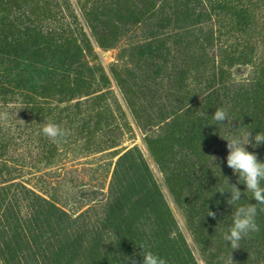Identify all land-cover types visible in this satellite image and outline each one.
<instances>
[{"label":"rangeland","instance_id":"1","mask_svg":"<svg viewBox=\"0 0 264 264\" xmlns=\"http://www.w3.org/2000/svg\"><path fill=\"white\" fill-rule=\"evenodd\" d=\"M156 1L153 8L146 6L147 9L137 12L134 15L135 25L122 30L120 36L115 34L119 37L118 40L113 47L106 48L98 41V38L107 36L100 29H95L97 14L92 3L87 0H68L69 4L65 6H68L70 12H64V15L72 24V30L85 34L91 43L94 52L86 60L93 68L92 76L98 82L87 95L73 101H81L76 118L71 119L75 129L74 138L58 140L59 145L50 150L51 153H48L44 144L46 136L43 135L42 138V130L38 131L34 127L38 139L35 140L31 135L32 131L27 129L29 112L20 104V95H3L0 84V111H7L9 114L6 123L0 122V172L4 171L0 175V186L26 187L28 192H34L56 204L72 220L77 221L73 226H67L70 229L62 224L58 229L49 227L41 230V234L48 239L43 245L47 252L44 258L33 244V237L40 233L38 229L30 232L28 226H25L20 230L22 237H26L27 243L33 246L25 248L27 244H23L20 251L17 242L11 237L9 221L3 220L5 231L10 236L4 242L9 244V250L18 257V262L14 260L11 264H126L127 257L134 258L136 264H140L137 254L143 245L134 239L140 237V231L130 222L123 237L124 230L109 220L110 204L115 205L109 192L116 163L124 151L133 147H137L143 154L176 220L169 240L161 243V239L155 244L157 250H160L158 244L169 246L171 264H228L230 255L233 264H264V212L258 211L256 217L259 232L242 239L239 242L240 248L233 250L223 240V234L232 225V212L236 207H231L226 202L230 193L221 195L219 192H210V195L192 199L187 191L180 190L178 202L168 186L166 173L159 164L158 157L147 142L152 137L151 143L156 148L155 141L162 136V131L166 128L165 122L171 120L169 111L178 100L175 89L179 81L176 78L179 67L176 64L189 60L185 45L181 48L172 45L175 20L164 23V28L161 27L163 24L159 25L162 15L164 18V15H170L174 11L177 0H168L165 6L162 3L164 0ZM212 1L204 6L208 8L207 12L220 2ZM246 1L252 7L254 5L255 14L250 10L246 26L233 28L245 33L244 39L238 41L243 47H233L231 51L234 55L214 50L211 52L213 55L219 54L217 59L212 56L218 67H221L219 65L222 62L226 64L221 68L219 77L220 82H223L219 94L226 101L219 108L227 112L228 120L225 123L213 120L212 115L218 108L207 113L209 126L202 135L204 143L201 150L207 166L204 173L206 178L208 176V181L220 180L222 187L218 188L226 190V177L230 183L237 184L244 193L238 202L240 205L254 204L256 201L252 198V193L246 191L238 174H234L227 166V141L221 137H245L248 132L253 136L258 132L264 133V113L256 108L261 101L258 98L252 101L256 92L264 91V3L263 0ZM212 15V20L204 25V30L197 28L181 31L182 43L190 41V33L187 31L204 38L208 30L218 33L229 19L226 13L222 16ZM153 35L156 39H166L164 52H157L155 57L149 55V52L142 55L138 45L143 44V39ZM244 48L248 49L247 60ZM157 56H161V59ZM229 62L231 65L227 67ZM186 77L187 79L180 80L186 87L183 93L192 96L188 93L192 83L201 82L203 74L186 71ZM252 85L253 95L249 92L246 94L245 91ZM194 89L197 96L199 88ZM261 98L264 99L263 96ZM247 100L255 108L251 117L244 111ZM215 101L217 99H214V103ZM98 123L105 128L101 131L94 129V125ZM88 125L91 128L85 129ZM87 132L95 133L92 139L87 135L83 136ZM78 136L83 137L75 139ZM246 148L256 154L259 161L264 162V144L255 148L249 144ZM21 206L22 212H25L26 203ZM209 211L216 213L215 219L207 215ZM64 233L70 234V237L62 239L60 236ZM58 235L62 240L61 244L58 239H49ZM80 236L83 241L81 243L78 241ZM4 247L0 236V264H8V249L5 250Z\"/></svg>","mask_w":264,"mask_h":264},{"label":"trees","instance_id":"2","mask_svg":"<svg viewBox=\"0 0 264 264\" xmlns=\"http://www.w3.org/2000/svg\"><path fill=\"white\" fill-rule=\"evenodd\" d=\"M167 1L162 2L164 6ZM210 1L212 0H177L174 11L172 10L170 15H164V18L162 15L159 23V25L163 24L161 27L164 28V23L175 20L172 45L175 48L185 45L188 53L186 57L189 58L187 61L176 64L179 67L176 70L178 71L176 78L179 81L175 89L178 100L175 107L169 111L171 120L165 122L166 128L162 131V136L155 141L156 148H153L151 143L152 137L147 139L150 149L154 151L166 173L168 186L172 189L176 200H179L180 190L187 191V195L192 196V199H199L210 195V192L217 194L220 189L218 187H222V181H208V176L206 178L204 171L207 166L204 164L205 160L201 153L204 143L202 135L209 126L207 113L213 108L222 107L226 101V98L219 94V88L223 85L219 79L221 68L226 64L222 62L219 65L221 67H218L212 56L216 57L219 54L213 55L211 52L214 50L234 55L235 53L231 50L233 47L241 46L238 41L244 39L245 33L233 28L239 25L246 26L245 22H249L247 14L250 10L255 14L256 9L246 0H217L220 1L219 4L213 5L214 7L207 12L208 8L204 6H207L205 4H209ZM87 2L92 3L97 14L95 29H100L107 36L98 38L101 46L106 48L113 47L118 40L119 37L115 34L120 36L119 33L122 30L135 25L134 15L137 12L147 9L146 6L153 8L157 4L156 0L151 2L150 0H87ZM66 4H69L68 0H0L2 94L20 95V104L29 112L30 122H26V126L32 131L31 135L35 140L38 139L35 136L37 130L34 127H37L38 131L42 130L43 124L49 120L68 129L71 135L66 139H73L75 129L71 119L76 118L77 111L81 107V101H73L87 95L98 82L92 76L93 68L86 60L87 56L93 55V47L85 34H78L72 30V24L64 15V12H70ZM225 13L229 19L218 33L211 29L204 34V38H200L187 31L190 33V41L182 43L181 31L197 28L202 31L205 28L204 25L212 20V14L222 16ZM155 37L148 36L143 39V44L138 45L142 55L149 52V55L155 57L157 52L160 54L164 52L166 39ZM244 49L246 50V57H244L247 60L248 49ZM179 52L181 53L180 49ZM157 57L161 59V56ZM229 65H231L230 62L227 67ZM186 71H197L203 74L201 82L192 83V87L189 86L191 91L189 90L188 93L192 96L183 93L186 87L180 81L187 79ZM194 87L199 88L197 96L193 92L196 91ZM253 90L252 85L245 92L253 95ZM259 92H256L252 101L258 98L261 102H258L256 108L264 113V99L261 98V96L264 97V91ZM214 99H217L216 107ZM245 106L246 115L251 117L252 111L255 110L254 106L249 100ZM201 113L205 115L202 116ZM86 128L91 126L88 125ZM102 128L105 127L99 123L94 125V129L98 131ZM94 134L87 132L83 136L87 135L92 139ZM41 136L43 138L42 133ZM83 136L75 139H81ZM44 144L48 148V153L59 145L48 137L44 138ZM3 172L1 171L0 175ZM211 185L215 187V190ZM109 193L115 204L114 206L110 204L109 220L124 230L123 237L127 228L130 227V222H133L136 229L140 231L138 234L140 237L134 238L137 243L143 245L140 253L137 254L140 264H142L144 251H152L171 264L169 258L172 255L168 253L169 246L158 244L160 250H157L155 244L161 239H163L161 243L169 240L176 220L143 154L137 147L124 151L118 158ZM24 203L27 209L22 212L21 205ZM68 217V214L56 204L34 192H28L26 187L0 186V236L2 243L5 244V250L8 249L6 250L8 264L14 260L18 262V257L9 250L11 249L9 244L4 242L10 236L5 231L3 220L9 221L12 228L11 237L17 242L20 251L23 244H27L25 248L26 246L33 248L30 243H27L28 239L22 237L20 230L25 226H28L30 232L38 229L40 233L33 237L35 241L33 244L38 248L35 249L46 258L44 255L47 252L43 245L48 239L46 235L41 234V230H47L49 227L58 229L62 224L66 225V229H70L67 226H73L77 221ZM59 236L49 239H58L61 244L62 240L58 238ZM60 237L66 239L70 237V234L64 233ZM79 240L80 243L83 242L81 236Z\"/></svg>","mask_w":264,"mask_h":264},{"label":"clouds","instance_id":"3","mask_svg":"<svg viewBox=\"0 0 264 264\" xmlns=\"http://www.w3.org/2000/svg\"><path fill=\"white\" fill-rule=\"evenodd\" d=\"M200 115L204 116L205 114L201 113ZM212 118L217 123H225L228 120V114L223 108H218L215 110ZM8 120V112L0 111V122L6 123ZM42 133L44 136L50 138L52 142L66 139L71 135L68 129L50 120L43 124ZM221 138L227 141V166L233 170L234 174H238L239 180H242L246 186V191L251 192L252 198L256 201L254 204H238L244 193L241 192L237 184L230 183L227 177L226 184L228 185V189L220 188L217 191L221 195L229 192L230 198L226 202L231 207L236 206L235 211L232 212V225L223 234V240L228 242L231 248L235 250L240 248L239 242L242 239L260 230L259 225L256 223V217L258 211L264 212V185H262V182H264V162L259 161L257 155L248 151L246 146L251 144L255 148L264 144V133L258 132L253 136L251 132H248L245 137L232 136L230 138ZM258 206L260 207L258 208ZM207 215L214 219L216 217V213L212 211H209ZM140 248L142 249L143 246H140ZM142 257V264H168L164 258L154 254L152 251H144ZM126 264H136V261L132 257H127ZM228 264H233L231 255Z\"/></svg>","mask_w":264,"mask_h":264}]
</instances>
